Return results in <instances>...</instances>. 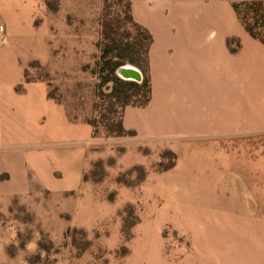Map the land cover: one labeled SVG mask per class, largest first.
I'll list each match as a JSON object with an SVG mask.
<instances>
[{
  "label": "rangeland",
  "instance_id": "rangeland-1",
  "mask_svg": "<svg viewBox=\"0 0 264 264\" xmlns=\"http://www.w3.org/2000/svg\"><path fill=\"white\" fill-rule=\"evenodd\" d=\"M124 4V0H39L32 28L20 35L24 65L15 90L24 92L27 83L44 86L47 98L64 107L68 120L86 124L89 132L82 143L83 166L76 183L62 185L63 173L58 169L52 180L27 164L14 171L0 169V264H123L141 238L142 228L153 227L156 210L168 198L162 189L168 183L184 194L172 193L179 207L189 198L188 211L211 214L197 222L209 230L205 237L209 250L214 256L220 255L214 264H264V130L240 139L218 140L220 147L224 144L230 148L234 163L249 170L238 172L241 179L235 173L236 179L228 184L224 195L220 188L208 186V173L201 177L198 175L203 173L193 171L217 163L204 152L184 156L183 171H175L180 150L174 144L190 135L174 120L180 111L191 108L189 89L185 85L187 90L180 91L183 80L178 70L173 68L164 75L157 72L154 101L127 115L128 120H137L135 113L155 121L171 118L164 121L162 138L141 140L124 124L132 132H107L102 115L113 114L97 108L95 71L103 19L124 25ZM197 5L200 10H210L202 34L213 78L224 84L228 76L233 83L237 81L241 93L247 94V106L240 102L239 113L249 125L253 106L264 115V43L246 31L245 38L236 36L243 34V28L231 7L212 8L204 0H197ZM126 27L135 32L130 25ZM4 32L3 26L0 42ZM228 39L230 45H226ZM228 46L231 52L240 51L231 54ZM182 62L190 64L189 58ZM159 64L154 60V67ZM186 77L184 83L190 84V74ZM253 81L259 89L252 87ZM232 95L228 105L234 108V92ZM121 116L123 122L124 111ZM91 120L95 127L88 122ZM230 198L262 213H245L239 218L222 215L237 211L235 206L218 204ZM159 233L165 249L192 243L189 232L169 220L162 221ZM184 264L213 263L198 259Z\"/></svg>",
  "mask_w": 264,
  "mask_h": 264
},
{
  "label": "crops",
  "instance_id": "crops-1",
  "mask_svg": "<svg viewBox=\"0 0 264 264\" xmlns=\"http://www.w3.org/2000/svg\"><path fill=\"white\" fill-rule=\"evenodd\" d=\"M130 1L134 20L147 28L153 37L149 50L152 95L146 106L154 101L157 72L164 75L173 68L178 70L183 80L180 91L189 89L191 108L189 111H180L174 120L179 129L190 135L189 138L177 139L174 144L180 150L175 171H183L180 166L184 156L191 152H204L217 163L199 166L193 171L203 173L198 175L201 177L208 173L210 179L207 175L206 177L211 182L207 183L208 186L220 188L219 192L224 195L228 184L236 179L234 174L237 173V178L241 179L238 172L249 170L245 166L241 169L239 163H234L230 148L224 144L220 147L218 140H235L263 131L264 115L253 106L252 120L246 125L239 113V103L247 106V94L241 93L237 81L233 83L228 76L224 84L214 80L213 69L208 65V47L202 34L210 10H200L197 0ZM204 1H209L212 8L223 10L231 7L229 0ZM38 3L39 0H0V25L5 28L3 41L0 42V169L9 168L14 171L27 164L34 171L43 172L48 180L53 179L52 174L58 169L63 173L61 184H73L78 181L83 166L82 143L87 137L89 127L84 123H71L64 107L47 98L42 85L27 83L24 92L15 90V85L22 80L24 65L19 46L20 35L23 36L26 29L32 28ZM244 32L243 28V34L236 36L244 37ZM227 51L232 54L240 50L231 52L228 46ZM169 58L173 62L169 63ZM188 58L190 64L182 62ZM154 60L160 61L158 68L154 67ZM241 65L244 68V59ZM237 67L240 68L239 63ZM187 74H190V84L184 83ZM251 84L255 90L260 88L254 81ZM233 92L236 100L234 108L228 105V99L233 96ZM140 108L142 107L129 105L125 107L124 126L134 129L141 140L162 138L161 128L165 125L164 121L171 118L164 117V120L155 121V118L147 119L135 113L137 120L127 119L129 111H138ZM187 140L195 141V145L182 143ZM249 168L256 172L255 166ZM162 189L169 195L162 207L156 210L153 227L142 228L141 238L133 244L123 264H184L186 261L197 262L198 259H206L214 264L219 261L220 255L217 253L214 256L207 247L205 237L209 230L203 225L200 227L201 224L197 222L209 219L211 214L188 211L191 202L189 198L179 207V201L172 198V193L180 191V195L184 194L175 184H164ZM157 193H161L159 189ZM241 200L245 201L243 197ZM238 203L233 198L225 199L222 204L218 202L223 207L235 206L237 210L221 214L239 218L245 213H262L251 211L243 203ZM260 218L263 216L260 215ZM164 220H169L180 230L189 232L192 243L187 247L173 246L165 249L159 233V226Z\"/></svg>",
  "mask_w": 264,
  "mask_h": 264
},
{
  "label": "trees",
  "instance_id": "trees-1",
  "mask_svg": "<svg viewBox=\"0 0 264 264\" xmlns=\"http://www.w3.org/2000/svg\"><path fill=\"white\" fill-rule=\"evenodd\" d=\"M124 25L105 17L102 22L101 53L96 64L97 108L106 109L102 122L109 134L130 133L122 122L121 112L128 105L146 106L152 95L149 50L153 43L152 34L137 23L131 13V1L124 0ZM238 22L254 39L264 43V0H229ZM126 23V25H125ZM130 25L135 29L132 33ZM230 45V40H227ZM234 51V50H232ZM126 63L134 64L142 73L140 81L127 80L117 74V69ZM93 127L95 121H88ZM94 132V131H93Z\"/></svg>",
  "mask_w": 264,
  "mask_h": 264
},
{
  "label": "water",
  "instance_id": "water-1",
  "mask_svg": "<svg viewBox=\"0 0 264 264\" xmlns=\"http://www.w3.org/2000/svg\"><path fill=\"white\" fill-rule=\"evenodd\" d=\"M117 74L127 80L140 81L142 78L141 71L134 65L124 64L117 69Z\"/></svg>",
  "mask_w": 264,
  "mask_h": 264
},
{
  "label": "built area",
  "instance_id": "built-area-1",
  "mask_svg": "<svg viewBox=\"0 0 264 264\" xmlns=\"http://www.w3.org/2000/svg\"><path fill=\"white\" fill-rule=\"evenodd\" d=\"M2 31H3V26L0 25V34L2 33Z\"/></svg>",
  "mask_w": 264,
  "mask_h": 264
}]
</instances>
